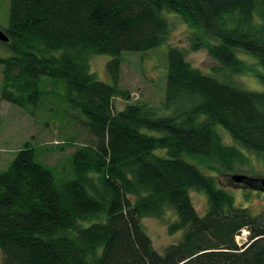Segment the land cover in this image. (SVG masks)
<instances>
[{"label":"trees","instance_id":"obj_1","mask_svg":"<svg viewBox=\"0 0 264 264\" xmlns=\"http://www.w3.org/2000/svg\"><path fill=\"white\" fill-rule=\"evenodd\" d=\"M166 13L197 30L190 50L207 49L219 67L207 74L170 47L161 103L117 111V98L130 100L120 85L123 55L166 43ZM2 30L9 54H0V102L36 116L47 86L64 82L68 115L82 117L92 137L68 169L46 164L28 142L0 170L3 264H264V210L236 206L211 175L220 172L213 163L226 172L245 166V151L264 159V92L233 81L264 83V0H11ZM97 55L111 56V83L92 72ZM187 157L207 162L211 174ZM192 192L206 194L204 216ZM144 218L182 232L180 241L159 253Z\"/></svg>","mask_w":264,"mask_h":264},{"label":"rangeland","instance_id":"obj_2","mask_svg":"<svg viewBox=\"0 0 264 264\" xmlns=\"http://www.w3.org/2000/svg\"><path fill=\"white\" fill-rule=\"evenodd\" d=\"M11 0H0V29L9 26ZM166 18L171 24V32L166 43L147 53H127L123 55V62L120 72V85L130 93V100L117 98L115 108L117 111L123 110L128 104L135 102H149L159 105L164 98L167 74V55L170 47L179 46L187 51V59L191 64L201 71L211 74L214 67H219L207 49L199 51L190 50V39L196 29L190 28L182 18L175 13H166ZM0 54L7 56L8 50L0 45ZM248 63L261 71L262 67L256 58L241 54ZM111 60L109 55H97L91 60V70L97 79L104 82H112L108 73V63ZM233 81L243 86V88L264 92V83L253 75H241L233 77ZM3 82L2 67L0 66V88ZM48 85L47 91L51 93L38 109L36 116L31 115L26 110L14 106L8 102H0V170H5L17 152L30 142L37 151L41 153V160L57 170L69 168V161L82 145L89 143L92 137L81 117L78 121H73V110L65 101L66 85L58 82ZM54 94L57 98L54 99ZM222 135L227 144L233 145L231 136L222 130ZM158 154H165L159 151ZM245 156L249 160L243 167H238L233 172L221 170L218 163H213V168L220 172L208 170V164L201 159L187 157L188 162L197 166L206 174L216 176L220 187L227 190L235 199L236 206L247 208L253 214H258L264 210V192L246 184H236L233 180L235 175H246L253 179H264V159L257 154L245 151ZM57 175H60L57 172ZM193 203L201 216L208 211V201L206 194L202 192L191 193ZM146 233L150 236L154 248L159 253H164L165 249L180 241L182 232L171 234L168 225L164 221L155 218H144L142 220ZM249 231L242 232L238 237L240 245H244L248 240ZM4 256L0 250V264H3Z\"/></svg>","mask_w":264,"mask_h":264},{"label":"water","instance_id":"obj_3","mask_svg":"<svg viewBox=\"0 0 264 264\" xmlns=\"http://www.w3.org/2000/svg\"><path fill=\"white\" fill-rule=\"evenodd\" d=\"M0 42H9L8 36L2 29H0ZM233 180L236 184H246L264 192V179H253L246 175H235L233 176Z\"/></svg>","mask_w":264,"mask_h":264},{"label":"built area","instance_id":"obj_4","mask_svg":"<svg viewBox=\"0 0 264 264\" xmlns=\"http://www.w3.org/2000/svg\"><path fill=\"white\" fill-rule=\"evenodd\" d=\"M244 233H245V231H244Z\"/></svg>","mask_w":264,"mask_h":264}]
</instances>
